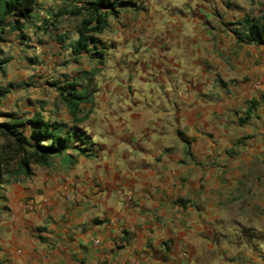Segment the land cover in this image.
Returning <instances> with one entry per match:
<instances>
[{
    "label": "crops",
    "instance_id": "0c3cea01",
    "mask_svg": "<svg viewBox=\"0 0 264 264\" xmlns=\"http://www.w3.org/2000/svg\"><path fill=\"white\" fill-rule=\"evenodd\" d=\"M83 1L40 0L22 32L51 34L67 58L40 66L45 76L27 90L14 93L0 80V113H42L71 137L50 165L2 185L0 264H229L215 251L223 218H245L264 235V181L255 179L261 169L253 163L264 154V46L236 34L245 32L244 20L264 13V3L214 0L211 8L210 0H198L193 17L205 14L191 19L195 26L186 31L180 20L163 23L152 0H129L95 35L97 48L75 61L69 46L77 30L61 23L79 25L81 16H61L53 25L49 19ZM121 41L151 52L153 69L146 72L163 96L138 103L143 111L127 105L125 117L102 120L95 130L93 105L84 102L78 112L84 121L74 124L57 87L74 82L79 92L89 90L92 62ZM4 51L0 58L8 63L0 77L11 86L16 62ZM21 51L29 63V49ZM29 198L39 203L34 212L24 209ZM230 247L222 251L232 254ZM237 253L230 264H253V247Z\"/></svg>",
    "mask_w": 264,
    "mask_h": 264
},
{
    "label": "rangeland",
    "instance_id": "374dc122",
    "mask_svg": "<svg viewBox=\"0 0 264 264\" xmlns=\"http://www.w3.org/2000/svg\"><path fill=\"white\" fill-rule=\"evenodd\" d=\"M152 1L155 3V10L159 13L158 15L160 17L162 15L163 23L180 20L186 27V31L193 29L195 25L192 20L200 18L199 12L202 15L205 14L204 11L201 10L193 17V15H195L194 12L197 11L198 0ZM247 2H252L260 6L264 3V0H247ZM209 5L211 8L216 6L214 0H210ZM54 7L55 5L53 3H48L46 5V8L50 11H56ZM220 15H226V12H221ZM263 18L264 13L260 16H255L254 21L264 26ZM78 26L79 25H77L74 20H66L61 23L62 29L68 31L77 30ZM23 35L25 37H23ZM3 38L4 41L0 40V50L4 51L5 48L7 51L4 52L9 58L13 55L16 65H13L12 69L9 70V74L14 78L11 86L5 84L4 79L1 77L0 80H3V86L6 85V90L12 89L14 93L16 91L20 92V88H24L25 90L30 89L33 83H36L35 78H40L39 74L45 76L46 72L44 68L46 66L49 65L51 67L52 65L50 64L54 63L56 58L59 56H62V58L64 57L59 53L55 39L51 34H36L33 28H31V31H25V33L22 32L21 34H8ZM140 42L142 44L146 43L145 40H141ZM7 43L9 45H6ZM135 44L136 42L125 43L121 41V45L117 47H112L110 45V47L106 48V50H108V56L106 58H104V56L98 57V59L92 62L93 71L89 77L91 86L89 90L85 92L87 98L85 103L91 102V105H93L90 123L94 127V130L99 127L100 121L102 120L125 117L127 105L138 107L139 110L143 111L138 103H143L141 105H144V103H155L156 100L161 99L163 96L153 85V78L146 72L149 71L148 69H153L149 63L151 52L144 48H137ZM22 48L29 49L28 55L25 56V58L29 60V63L22 62L21 60ZM9 54L11 55L9 56ZM33 57L38 59L35 66L31 62ZM43 57H45V60ZM64 58H67L66 55ZM42 65L44 68L40 67ZM118 87L122 88V92L117 93ZM3 113L6 112H1L0 115ZM0 120L2 121L1 118ZM86 145L91 147V144L88 142ZM86 148L87 147H83V149ZM253 163L261 169V172L259 171V173L255 175V179L264 181V154L254 157ZM30 201H33L38 208L39 203H37L34 198H29L27 202ZM252 216L255 217L256 215L254 214ZM254 223L261 225L260 221ZM220 225L221 230L215 249L216 253L219 254L217 258L218 261L228 259V263L230 264L229 259L237 256L239 247L243 250L244 247L247 248V246L250 245L251 248L253 247V264H260V258H264L263 234L254 232L248 220H245V218H236V216L232 221H226V218H223ZM230 244L232 254L223 252L222 249L224 246Z\"/></svg>",
    "mask_w": 264,
    "mask_h": 264
},
{
    "label": "trees",
    "instance_id": "16d2710c",
    "mask_svg": "<svg viewBox=\"0 0 264 264\" xmlns=\"http://www.w3.org/2000/svg\"><path fill=\"white\" fill-rule=\"evenodd\" d=\"M40 0H0V40L12 32H22L36 15ZM76 10L64 9L55 13L49 20L52 25L56 18L61 16L80 17L77 27V39L70 43V49L77 61L84 53H92V48H97L99 40L95 35L101 34L107 27L109 16L118 17L131 5L129 0H85ZM264 19V18H263ZM48 20L44 24L48 29ZM51 23V22H50ZM245 32L236 33L240 41L246 44L264 46V26L253 19L244 20ZM61 38L64 37L60 36ZM97 54V53H95ZM93 54V55H95ZM8 60L0 58V66L7 64ZM57 91L65 104L74 124L84 121L78 118L79 106L87 98L85 92H79L77 84L68 82L58 86ZM255 106L254 102L252 104ZM0 199L2 185L7 182H20L22 178H30L34 167H46L53 158L64 153L71 143V137L65 136L66 126L53 123L46 119L42 113H36L31 118H26L15 113L0 115Z\"/></svg>",
    "mask_w": 264,
    "mask_h": 264
},
{
    "label": "built area",
    "instance_id": "2783aa9c",
    "mask_svg": "<svg viewBox=\"0 0 264 264\" xmlns=\"http://www.w3.org/2000/svg\"><path fill=\"white\" fill-rule=\"evenodd\" d=\"M257 87H260L261 84L258 83L256 84ZM37 206L36 204L33 202V201H30V202H27L25 205H24V209L27 211V212H34L36 210Z\"/></svg>",
    "mask_w": 264,
    "mask_h": 264
}]
</instances>
